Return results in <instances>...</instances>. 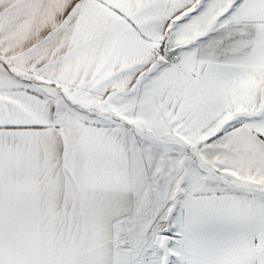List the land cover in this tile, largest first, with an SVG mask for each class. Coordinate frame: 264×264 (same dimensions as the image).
<instances>
[{
  "label": "snow or ice",
  "instance_id": "snow-or-ice-1",
  "mask_svg": "<svg viewBox=\"0 0 264 264\" xmlns=\"http://www.w3.org/2000/svg\"><path fill=\"white\" fill-rule=\"evenodd\" d=\"M0 264H264V0H0Z\"/></svg>",
  "mask_w": 264,
  "mask_h": 264
}]
</instances>
